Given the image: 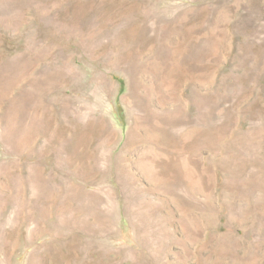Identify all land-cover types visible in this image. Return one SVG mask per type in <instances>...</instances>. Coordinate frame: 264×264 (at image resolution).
Listing matches in <instances>:
<instances>
[{"label":"rangeland","instance_id":"obj_1","mask_svg":"<svg viewBox=\"0 0 264 264\" xmlns=\"http://www.w3.org/2000/svg\"><path fill=\"white\" fill-rule=\"evenodd\" d=\"M0 264H264V0H0Z\"/></svg>","mask_w":264,"mask_h":264}]
</instances>
